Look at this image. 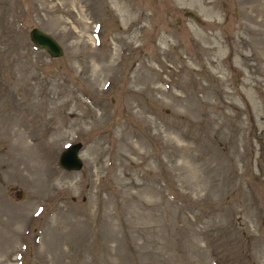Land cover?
Here are the masks:
<instances>
[{
    "label": "rangeland",
    "instance_id": "374dc122",
    "mask_svg": "<svg viewBox=\"0 0 264 264\" xmlns=\"http://www.w3.org/2000/svg\"><path fill=\"white\" fill-rule=\"evenodd\" d=\"M0 264H264V0H0Z\"/></svg>",
    "mask_w": 264,
    "mask_h": 264
},
{
    "label": "water",
    "instance_id": "95a60500",
    "mask_svg": "<svg viewBox=\"0 0 264 264\" xmlns=\"http://www.w3.org/2000/svg\"><path fill=\"white\" fill-rule=\"evenodd\" d=\"M185 13L193 16L197 20L200 19L199 15L191 10H187ZM29 37L36 46L45 49L50 56L58 57L62 55L63 47L51 33L35 26L29 31ZM82 145L81 141H76L64 147L58 156L60 166L67 170L80 169L83 164L80 156Z\"/></svg>",
    "mask_w": 264,
    "mask_h": 264
}]
</instances>
